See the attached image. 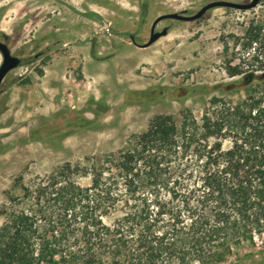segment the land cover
Listing matches in <instances>:
<instances>
[{
  "label": "rangeland",
  "instance_id": "374dc122",
  "mask_svg": "<svg viewBox=\"0 0 264 264\" xmlns=\"http://www.w3.org/2000/svg\"><path fill=\"white\" fill-rule=\"evenodd\" d=\"M212 1L0 0L1 41L22 60L0 88V226L26 188L66 164L79 184L90 185L91 174L106 170L110 155L119 157L158 116H173L185 143L162 167L171 182L157 183L155 166L134 185L120 182L122 203L111 218L127 211L125 200L138 211L156 195L171 200L173 179L182 174L194 186L205 154L200 126L211 100L227 96L238 103L251 95L248 68L258 60L248 32L260 26L264 35V0L250 10L215 8L195 21L165 19L156 29L168 33L142 45L159 16L193 15ZM256 51L264 61V45ZM237 68L243 73L232 75ZM230 145L231 137L224 138V148ZM252 236L240 245L229 240L230 252H189L184 264H264V223ZM70 253L56 259L81 264V254L91 252H73L74 260ZM98 253L102 264H141L136 252Z\"/></svg>",
  "mask_w": 264,
  "mask_h": 264
},
{
  "label": "trees",
  "instance_id": "16d2710c",
  "mask_svg": "<svg viewBox=\"0 0 264 264\" xmlns=\"http://www.w3.org/2000/svg\"><path fill=\"white\" fill-rule=\"evenodd\" d=\"M248 35L258 60L248 68L254 73L251 95L238 103L227 96L211 100L213 108L200 126L205 154L192 188L182 174L173 179L171 200L156 195L145 199L140 211L125 200L127 211L111 218L122 203L120 182L134 185L154 166L157 183L168 187L171 182L169 177L165 183L162 167L185 143L174 117L158 116L119 157L110 155L111 167L91 174L90 185L79 184L66 164L26 188L19 206L2 214L0 264H61L56 255L64 252H71L73 260V252H91L81 254V264H102L98 252H136L141 264H172L174 259L184 264L189 252H230L229 240L236 245L252 240L264 223V61L256 51L264 35L260 26ZM239 73L237 68L232 75ZM191 125L199 128L194 120ZM227 137L231 145L224 148ZM63 261L70 264L68 258Z\"/></svg>",
  "mask_w": 264,
  "mask_h": 264
},
{
  "label": "water",
  "instance_id": "95a60500",
  "mask_svg": "<svg viewBox=\"0 0 264 264\" xmlns=\"http://www.w3.org/2000/svg\"><path fill=\"white\" fill-rule=\"evenodd\" d=\"M261 0H251L248 3L236 2L231 0H215L204 5L197 13L193 15H187L186 11L183 12H174L169 14H164L159 16L152 24L151 36L149 41L146 44H143V47H148L155 43L159 38L168 33V28L165 27L161 31H156V27L159 22L165 19H173L179 21H195L203 18L209 11L219 8H233L238 10H250L256 7ZM0 52L3 56V62L0 66V88L1 85L9 72L21 65V58L13 55L7 43L0 40Z\"/></svg>",
  "mask_w": 264,
  "mask_h": 264
},
{
  "label": "flooded vegetation",
  "instance_id": "af4514ba",
  "mask_svg": "<svg viewBox=\"0 0 264 264\" xmlns=\"http://www.w3.org/2000/svg\"><path fill=\"white\" fill-rule=\"evenodd\" d=\"M158 25H159V23H158ZM158 25H157V26H158ZM156 31H158V29H156ZM0 40H2V39L0 38ZM13 55H14V54H13ZM15 56H16V55H15ZM21 63H22V60H21Z\"/></svg>",
  "mask_w": 264,
  "mask_h": 264
}]
</instances>
